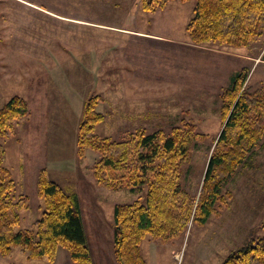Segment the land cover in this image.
<instances>
[{"label": "rangeland", "instance_id": "rangeland-1", "mask_svg": "<svg viewBox=\"0 0 264 264\" xmlns=\"http://www.w3.org/2000/svg\"><path fill=\"white\" fill-rule=\"evenodd\" d=\"M142 1L0 0V108L15 95L30 108L10 135L0 138L15 192L30 199L17 228L35 229L45 209L37 182L22 188L25 165L32 174L46 167L52 179L78 194L95 264H119L115 206L145 203L147 185L110 189L93 173L100 154L87 149L78 155L77 131L87 98L101 96L100 136L120 140L139 128L169 132L184 122L195 124L204 137L193 142L181 183L198 196L223 127L221 92L244 67L248 89L264 86V30L249 45L195 44L187 24L197 0H170L156 13L145 10ZM127 29L163 37H139ZM223 193L226 202L218 203L219 213L191 221L181 236L163 242L148 235L142 251L149 263L221 264L264 234V135ZM42 261L48 260L29 258L21 246L8 256L0 254V264Z\"/></svg>", "mask_w": 264, "mask_h": 264}, {"label": "trees", "instance_id": "trees-1", "mask_svg": "<svg viewBox=\"0 0 264 264\" xmlns=\"http://www.w3.org/2000/svg\"><path fill=\"white\" fill-rule=\"evenodd\" d=\"M170 0H143L145 10L165 8ZM186 1V0H182ZM195 14L187 24L192 42L209 41L233 46L249 45L264 30V0H197ZM264 59V55H263ZM249 70L232 76L220 94L223 127L215 140L201 191L194 195L181 183L183 166L191 159L192 144L204 134L195 124L184 122L169 132L144 128L124 139L100 136L97 125L105 118L97 109L100 95L87 98L77 131V151L100 154L93 165L96 180L114 190H135L147 185V201L115 206V254L119 264H150L142 242L148 236L163 242L184 234L191 221H206L226 202L223 189L246 162L264 135V86H246ZM30 113L27 100L15 95L0 108V138L10 135L17 122ZM16 180L6 165V148L0 141V254L8 256L21 246L31 259L54 263L58 249L68 250L75 264H94L85 231L79 196L51 178L43 167L37 191L44 211L35 229H18L21 211L29 197L16 194ZM221 264H264V234L232 251Z\"/></svg>", "mask_w": 264, "mask_h": 264}, {"label": "crops", "instance_id": "crops-1", "mask_svg": "<svg viewBox=\"0 0 264 264\" xmlns=\"http://www.w3.org/2000/svg\"><path fill=\"white\" fill-rule=\"evenodd\" d=\"M156 12H154V13H156ZM127 30L136 32L137 34L140 35L139 37H144V38L149 37V38L156 39V38H159V37H163L162 34L157 33V32H154V33L153 32H146L144 30H139V29H127ZM36 169H37V171L35 172ZM38 170H39V168L36 167L34 169V173L32 174L30 172L29 168L25 165L23 174L21 176V178H22V188L26 189V188L30 187L32 184H36L37 177H38V175H37ZM26 171H27V173H26ZM35 177H36V180H35ZM80 207H81V205H80ZM81 214H82V209H81ZM84 227H85V225H84ZM87 239H88V237H87ZM88 243H89V241H88ZM89 247H90V244H89ZM90 249H91V247H90ZM91 255H92V258H93L92 249H91ZM39 260H41V259H39ZM93 261H94V258H93ZM35 264H75V263L71 259V256H70L68 250L66 248H64V247H60L58 249L57 258H56L54 263H50L48 261H42V262H38V263H35ZM94 264H95V261H94Z\"/></svg>", "mask_w": 264, "mask_h": 264}]
</instances>
